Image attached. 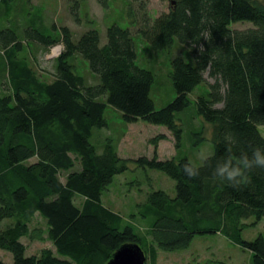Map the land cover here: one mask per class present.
<instances>
[{"label":"trees","instance_id":"obj_1","mask_svg":"<svg viewBox=\"0 0 264 264\" xmlns=\"http://www.w3.org/2000/svg\"><path fill=\"white\" fill-rule=\"evenodd\" d=\"M167 1L169 12L153 21L143 14L135 36L128 27L109 26L104 45L94 29L75 42L67 27L56 37L23 30V42L33 41L45 52L62 45L49 82L19 57L23 42L15 27L0 29V224L9 220L0 229V250L12 255V264H107L128 243L139 245L155 264L158 250H186L195 237L206 235H221L249 252L252 264H264V237L244 241L240 234L243 221L253 219L255 225L264 219V169L252 170L239 187L212 176L218 161L235 163L242 152L251 156L250 147L264 149L259 131L264 127V0ZM10 2L0 0L5 8ZM97 2L108 8V0ZM71 14L78 21L74 10ZM240 22L250 25L233 28ZM137 36L157 51L174 41L188 49L187 61L171 60L175 98L159 110L150 96L154 75L135 63ZM77 57L87 63L94 83L78 73ZM192 107L193 117L211 126L213 151L200 166L178 155L160 160L155 152L164 135L152 138V158L134 160L119 157V140L111 136L91 143L94 131L110 130L111 109L125 125L143 121L165 127L179 153L183 129L177 116ZM193 135L201 139L202 132ZM129 161L175 183L173 198L151 191L130 216L148 222L150 243L102 203ZM185 166L198 169L199 176L186 175ZM61 173H66L63 181ZM36 216L45 223L44 233L29 229ZM43 235L53 251L26 256L21 240L42 241Z\"/></svg>","mask_w":264,"mask_h":264},{"label":"rangeland","instance_id":"obj_2","mask_svg":"<svg viewBox=\"0 0 264 264\" xmlns=\"http://www.w3.org/2000/svg\"><path fill=\"white\" fill-rule=\"evenodd\" d=\"M108 8H102L97 0H11L9 7L5 8L0 3V29L15 27L21 34V41L25 37L21 32L30 29H41L48 36L56 37L61 27H67L73 36L74 42L88 30H97L100 36V45L106 43L107 28L113 24L121 28H129L135 36V32L141 25L143 14L153 21L159 15L170 10V3L167 0H108ZM76 13L78 21L71 14ZM249 23H236L233 28L245 29ZM23 32V34H24ZM26 40V39H25ZM137 46L136 66L150 71L154 75V83L150 92L151 99L157 110L165 107L175 98V91L170 79L171 60L180 57L187 61L189 53L186 46L174 41L168 49L157 51L148 43L135 37ZM56 47V48H55ZM59 48V49H58ZM53 49V50H52ZM57 49V50H56ZM62 45H56L50 51L45 52L42 47L33 41L23 42L20 58L27 61L29 66L44 81L53 79V60L60 55ZM75 64L78 73L82 75L87 83H94L87 63L76 58ZM211 82V81H209ZM203 89L199 87L191 95L193 101L196 92ZM193 107L177 116L183 129L182 147L178 153L174 149V141L169 131L163 126H156L138 121L125 125L120 115L108 110L106 113L109 122V131L102 129L94 131L91 143L102 138L111 136L119 140L117 152L120 158L134 160L139 157L152 158L155 148L151 144L152 138L164 135L170 138V142L159 141L156 147V154L160 160H169L175 156L187 157L195 166L202 165L205 158L212 154L213 145L211 142V126L203 122L199 117H193ZM202 132L201 139L198 135ZM264 136V127L259 128ZM96 141V142H95ZM34 160L28 163H33ZM128 170L113 179L108 191L102 195L103 205L111 211L121 215L125 223L136 227L137 231L150 243L148 237V222L131 219L130 216L136 213V206L145 202L147 194L151 191L161 190L171 198L175 196V183L164 173L155 170L143 171L137 168L133 162H128ZM76 166L74 170H78ZM66 173H61V180H64ZM81 199H76L79 205ZM9 220L0 224L4 228ZM253 219L243 221L246 227L240 232L244 241H253L259 235L264 237V219L252 225ZM30 230L40 229L45 231L44 221L36 216L29 225ZM42 241L23 238L22 244L26 247V256L37 255L42 249L53 247L43 235ZM0 262L12 264V255L0 250ZM146 264H151L146 256ZM155 264H252L249 252L240 249L231 243L227 238L217 236H197L193 239L190 247L186 250L165 252L157 251Z\"/></svg>","mask_w":264,"mask_h":264},{"label":"clouds","instance_id":"obj_3","mask_svg":"<svg viewBox=\"0 0 264 264\" xmlns=\"http://www.w3.org/2000/svg\"><path fill=\"white\" fill-rule=\"evenodd\" d=\"M230 150V149H229ZM251 156L247 152H242L239 160L235 163L231 159L217 162L212 176L213 179L227 181L232 187H239L242 183L248 182L249 173L255 168L264 169V149L259 146L250 147ZM185 174L189 177L199 176V170H189L184 168Z\"/></svg>","mask_w":264,"mask_h":264},{"label":"water","instance_id":"obj_4","mask_svg":"<svg viewBox=\"0 0 264 264\" xmlns=\"http://www.w3.org/2000/svg\"><path fill=\"white\" fill-rule=\"evenodd\" d=\"M107 264H146V257L139 245L128 243L117 249Z\"/></svg>","mask_w":264,"mask_h":264},{"label":"crops","instance_id":"obj_5","mask_svg":"<svg viewBox=\"0 0 264 264\" xmlns=\"http://www.w3.org/2000/svg\"><path fill=\"white\" fill-rule=\"evenodd\" d=\"M169 139H170V138H167V137H166V138L163 140V142H170Z\"/></svg>","mask_w":264,"mask_h":264},{"label":"built area","instance_id":"obj_6","mask_svg":"<svg viewBox=\"0 0 264 264\" xmlns=\"http://www.w3.org/2000/svg\"><path fill=\"white\" fill-rule=\"evenodd\" d=\"M56 48V47H55ZM59 49V48H58ZM53 50V49H52Z\"/></svg>","mask_w":264,"mask_h":264},{"label":"bare ground","instance_id":"obj_7","mask_svg":"<svg viewBox=\"0 0 264 264\" xmlns=\"http://www.w3.org/2000/svg\"><path fill=\"white\" fill-rule=\"evenodd\" d=\"M57 50V49H56Z\"/></svg>","mask_w":264,"mask_h":264}]
</instances>
